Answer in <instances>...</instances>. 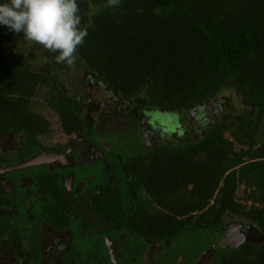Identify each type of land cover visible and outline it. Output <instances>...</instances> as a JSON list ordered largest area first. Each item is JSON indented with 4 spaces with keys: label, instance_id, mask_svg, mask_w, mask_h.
<instances>
[{
    "label": "trees",
    "instance_id": "16d2710c",
    "mask_svg": "<svg viewBox=\"0 0 264 264\" xmlns=\"http://www.w3.org/2000/svg\"><path fill=\"white\" fill-rule=\"evenodd\" d=\"M78 3L87 36L73 66L0 24V166L44 149L37 135L47 121L29 108L39 86L63 130L92 139L101 152L83 156L70 140L67 166L0 174L15 187L7 200L0 188V205L11 211L0 240L13 263L113 264L105 236L117 264H196L204 255L207 264H264V0ZM64 69L75 77L86 71L125 103L120 107L127 103L118 115L126 124L117 126V115L95 120L85 99L60 80ZM142 111L158 135L149 144L139 127ZM7 133L21 134L25 150L1 144ZM27 174L33 182L26 194L15 180ZM69 175L74 202L62 195ZM237 220L253 225L257 239L235 248L217 243ZM45 224L74 232V245L56 260L43 256Z\"/></svg>",
    "mask_w": 264,
    "mask_h": 264
},
{
    "label": "flooded vegetation",
    "instance_id": "af4514ba",
    "mask_svg": "<svg viewBox=\"0 0 264 264\" xmlns=\"http://www.w3.org/2000/svg\"><path fill=\"white\" fill-rule=\"evenodd\" d=\"M82 77L80 79L81 84L82 83L84 84L83 85L84 90L89 91L88 94L92 98V100L88 99V100L84 101L88 105V108H87L88 111L91 110V107H93V106H95V107L97 106L98 109H96V110H99V106L102 103L103 107L99 113L102 116H108V115H110V116H114V115L121 116L123 114H126L125 109H128V105H126L124 108L120 107V105H122L123 102L119 101L117 98H114L113 96L107 95V96H105V99L100 98L99 96L102 93H105L103 90L104 88L101 87L98 84V82H96V80L93 81L92 79H90V77L86 71L83 73ZM105 109H109V111H107L106 114H104ZM148 117L150 118L151 115H149ZM140 126H141V128H144L145 130L149 131V132L145 131L146 140H145V138H144V140L147 144H148V139H147L148 135H149L150 140H151V138H153V139L157 138L158 139L157 133L154 131L153 128H151V125L148 123V121L146 119V115L142 112H141ZM148 129H151V131ZM67 134H75V133H67ZM17 135H19V139H17ZM21 136L22 135L19 133L14 134V135H12L11 133H7L6 138L3 139V142H5V145L10 150L14 149V146H16V145L19 148V150L22 147L25 150V147L21 144V138H22ZM69 141L64 142L65 145H62V147H51V146L46 147L41 143L44 146V149L40 150L34 156L32 155L31 157L24 159L17 164L0 166V174L7 172V171H10V170H15L16 168H11V169H5V168H8L9 166L24 164L26 161L32 159L36 155L44 153V152L53 153L56 156H60V155L62 157L64 156L65 161H64V157H63V159L62 158L61 159L55 158V159H52L50 161H42V162L36 163V164L33 163V164L22 165L21 167H17V168H28V167L32 168V167H40V166H45V165H48V166L50 165L51 167L67 166V165H69V162H71V159L68 158L67 155L72 150V147L68 144ZM78 144H79V146H78ZM73 145L75 146L76 151H78L77 148L80 147L79 151H80L81 155L83 154V156H85L86 154L89 155L90 158H95L97 156H100V155H98V152L100 150L96 146V143L92 139H88V138L85 139L84 138V140H83L78 135L77 140H75V141L73 140ZM4 149L1 147V150H4ZM26 154H27V151L26 152L24 151L23 153H20V156H26ZM1 169H5V170H1ZM42 174H43L42 172H39V175H42ZM15 182H16L15 183L16 187L17 188H19V187L23 188L22 190L24 193H26V194L31 193V186H29V185L33 181L30 178L29 174L22 176L17 181L15 180ZM79 184L80 183L77 184V187L79 186ZM35 186H37L36 188L41 189L43 194H45V196L49 194V192L46 190V188H44V186L40 183V181L34 182V187ZM5 187L8 188V191L5 190ZM13 187H14L13 182L10 179L0 176V188L3 189V191H4V193H2V195H1L2 200L3 199L7 200V198L10 197V195H8V192ZM71 188H72V178L69 175L63 179V184H62V193L63 194L62 195H63V198L68 199L71 202H74L77 199L73 195H70ZM5 191H7V192H5ZM52 198H54V200L58 201L57 197L53 196ZM10 213H11V211H9L8 209H5L4 206L0 205V231H3V227H5V224H4L5 215H10ZM5 220L7 222L9 219H5ZM248 225H250V224H245V223H242L240 221L239 222L231 221L228 226L229 227L233 226L237 229L234 230L235 231L234 234H230V236L228 237L229 241L233 242L236 239V235H239L236 230L242 231L244 233V236H247L248 240H253V239L256 240L257 235L255 234L254 228L252 227V225L251 226H248ZM44 227H46V228L44 229L45 232H44L43 239H42L43 256L45 258H53L56 260L57 256L61 255L62 252L66 251L71 245H74L73 244L74 232H73V230H69V229L55 230V229H52L50 227V225H48V224H45ZM3 233L5 234V231ZM104 238H105V240L109 239L105 236H104ZM0 241H1L0 242V264H14L13 262H14L15 254H13V252L11 251L10 245L7 244V242L4 240H0ZM223 244L230 246L229 243H227L226 239H224ZM12 247H17V246L13 244ZM231 247L235 248L236 246L232 245ZM150 249L151 248L148 249L146 256L150 257V255H151ZM19 261L22 262L23 259L19 258ZM207 263L208 262L206 260L205 255H204V257L201 256L200 259L198 258L196 264H207Z\"/></svg>",
    "mask_w": 264,
    "mask_h": 264
},
{
    "label": "clouds",
    "instance_id": "9594fccd",
    "mask_svg": "<svg viewBox=\"0 0 264 264\" xmlns=\"http://www.w3.org/2000/svg\"><path fill=\"white\" fill-rule=\"evenodd\" d=\"M120 2L108 0V6L118 7ZM0 24L17 34L23 33L28 41L42 45L48 51L58 53L56 62L68 66L76 63L77 49L87 36L78 0H0ZM142 131L147 130L141 128V134Z\"/></svg>",
    "mask_w": 264,
    "mask_h": 264
},
{
    "label": "rangeland",
    "instance_id": "374dc122",
    "mask_svg": "<svg viewBox=\"0 0 264 264\" xmlns=\"http://www.w3.org/2000/svg\"><path fill=\"white\" fill-rule=\"evenodd\" d=\"M21 44L20 40H15L14 43H12L14 48L19 47ZM9 43H6V47H9ZM27 45V43L24 44V48ZM27 50H29V46H27L26 48ZM34 54H37L34 52ZM30 56V55H29ZM34 56V61H32V64L36 65L38 62H40L35 56V55H31ZM36 60V61H35ZM72 70L71 69H64L61 71L60 73V80L61 81H67L68 83H66L68 91L70 93L71 96H77V95H81L83 99L85 100H92V98L90 97V95L88 94L89 91H85L83 88V83L81 84V77L83 76V70L79 71V74L77 75V77L71 75ZM70 76V77H69ZM83 78V77H82ZM94 81V80H93ZM48 94V90L46 87H41L39 86L36 89V94L35 96L32 98V100L30 101V105L29 108L33 111V112H37L39 114H41L43 116V118L47 121V129L45 130V132L40 133L37 135V139L39 140L40 143H42L44 146L46 147H62V145H65L64 142L69 141V140H77L78 136H76L75 134H67L63 128H61V121L60 118L58 116V114L56 112H54L52 109H50L45 101V97ZM224 94H228L230 95L231 93L225 91ZM105 93H102L99 97L102 99H105ZM107 96V95H106ZM100 107L102 109V103L100 104ZM218 108V106H217ZM106 114L107 111L109 110H104ZM90 114H93L95 117V120L98 117V114L100 113L99 111H95L94 109L89 110ZM109 113V112H108ZM145 114V113H144ZM146 115V114H145ZM169 117H171L170 114H167ZM115 122L117 126L121 127L120 124L124 125L126 124V120H124L122 117H114ZM146 119L148 121L149 117L148 115H146ZM189 121V116L187 117V120H185V122ZM158 124H162L165 125L166 123H160L159 121H157ZM184 123H181V125H183ZM180 125V126H181ZM140 127V125H139ZM182 127V126H181ZM118 132V130L116 129L115 133ZM128 135V134H127ZM148 138V144L151 142L149 135L147 136ZM17 139H19V135H17ZM152 139V138H151ZM96 141V140H95ZM101 142L104 144L105 140H103L101 138ZM1 144L5 145V142L1 141ZM236 148H238L236 146ZM100 151L98 152V155H100ZM5 190L8 191V188L5 187ZM187 194V193H186ZM188 195V194H187ZM237 222H239L237 220ZM233 223V222H232ZM224 239H226L225 234L219 236L218 240H216L217 243L219 244H223Z\"/></svg>",
    "mask_w": 264,
    "mask_h": 264
},
{
    "label": "water",
    "instance_id": "95a60500",
    "mask_svg": "<svg viewBox=\"0 0 264 264\" xmlns=\"http://www.w3.org/2000/svg\"><path fill=\"white\" fill-rule=\"evenodd\" d=\"M213 103L215 104L216 103V100H214L213 101ZM142 135H143V137L145 138V140H146V134H145V131H142ZM46 155V157L47 158H44V159H42L41 157H42V155ZM64 157V156H63ZM63 157L60 155V156H56V155H54L53 153H47V152H44V153H41V154H38V155H36L35 157H33L32 159H30V160H28V161H26L24 164H21V165H14V166H9L8 168H5V169H11V168H17V167H21L22 165H27V164H36V163H40V162H42V161H50V160H52V159H55V158H62L63 159ZM64 161H65V157H64ZM5 169H1V170H5ZM252 227L254 228V226L252 225ZM235 229H237V228H235V227H233V226H228L227 228H225L224 229V234H225V237H226V240H227V243H229V245L230 246H238L240 243H242L243 241H247L248 240V238H247V236H244V233L242 232V231H238V230H236L237 232H238V234L239 235H236V239L232 242V241H229V239H228V237L230 236V234H234V230ZM258 237L261 239V238H264V237H260L259 235H258ZM105 242H106V246H107V248H108V250H109V254H110V260H111V262L113 263V264H117V260H116V256H115V254H114V252H113V250H112V245H111V240H109V239H106L105 240Z\"/></svg>",
    "mask_w": 264,
    "mask_h": 264
},
{
    "label": "bare ground",
    "instance_id": "6f19581e",
    "mask_svg": "<svg viewBox=\"0 0 264 264\" xmlns=\"http://www.w3.org/2000/svg\"><path fill=\"white\" fill-rule=\"evenodd\" d=\"M41 158H42V159H44V158H47V157H46V155L44 154V155H42V157H41Z\"/></svg>",
    "mask_w": 264,
    "mask_h": 264
}]
</instances>
